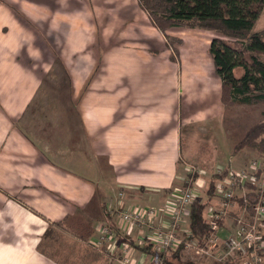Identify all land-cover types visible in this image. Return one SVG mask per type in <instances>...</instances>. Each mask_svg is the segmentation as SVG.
<instances>
[{
  "label": "crops",
  "instance_id": "0c3cea01",
  "mask_svg": "<svg viewBox=\"0 0 264 264\" xmlns=\"http://www.w3.org/2000/svg\"><path fill=\"white\" fill-rule=\"evenodd\" d=\"M11 1L16 5L0 0V35L20 29L14 37L23 46L16 50L1 45L0 158L21 163L27 175L20 178L21 185L8 189L10 196L0 199V219L14 223L35 218L33 238L24 237L30 242L40 236L46 239L49 224L61 220L63 226L77 230L76 235L57 232L86 243L82 238L89 241L108 221L119 222V209L164 205L173 189L186 185L190 174L189 166L182 164L183 172L178 170L177 153H172L183 89L174 85L171 48L139 1L61 0L67 5L69 1V6L59 10L30 0ZM33 20L51 30L49 39L45 27H39L42 34L37 39L40 46L55 47L52 60L62 63L65 74L43 92L40 85L49 68L29 67L31 59L21 43ZM173 29L168 33L172 35ZM94 44L102 46L97 71L89 61L91 54L78 53ZM48 91L54 98L47 97ZM39 93L43 95L38 97ZM162 122L170 125L168 131ZM4 167L17 173L6 162ZM197 176L201 188L207 180ZM152 222L162 225L167 219L158 216ZM137 232L132 227L126 234L136 239ZM35 243L0 246V264H67ZM137 252H131L133 264L136 259V264H147L148 255Z\"/></svg>",
  "mask_w": 264,
  "mask_h": 264
},
{
  "label": "rangeland",
  "instance_id": "374dc122",
  "mask_svg": "<svg viewBox=\"0 0 264 264\" xmlns=\"http://www.w3.org/2000/svg\"><path fill=\"white\" fill-rule=\"evenodd\" d=\"M30 1L33 4L39 3L49 8H56L57 10L69 6V1L68 5L61 0ZM2 3H7L10 6L16 5L11 0H2ZM29 26L30 33L28 35L22 33L24 40L21 43L26 45L25 53H27L28 59H31L27 63L29 67L36 70H41L40 65H42L43 69L49 68L48 74L42 78L40 85L41 92H43L53 84H58L56 83L58 81L56 78L65 76V74L62 71V63H59L57 59L52 60L55 47L53 46V48L49 45L47 47L40 46V40L37 39V35L42 34L39 28H42V26L45 27L44 32L47 34V37L51 39L52 33L47 28V24L37 25L35 24V20H33L30 21ZM173 30L172 35L182 38L181 44L173 45L177 47V54L174 56L173 52H171L173 55L172 61L174 62L172 67L173 76L177 79L174 85L181 90L183 89L181 114L174 122L176 129L173 133L175 136L174 144L176 150L174 149L172 153H177L176 164L178 170L183 172V165L186 167L194 166L197 168L198 173L208 181L210 174L215 172L219 166H229L237 171L242 169L248 170L249 166L255 162L257 168L256 170H249L251 172L248 174V178L255 177V185L259 188L264 182V155H261L256 149L250 147L243 148L237 154H232V150L234 144L240 139L246 128L264 117V103H236L233 105L221 103L219 100L220 78L215 72L212 57L208 50L210 42L207 43L208 38H212L211 34L214 35L215 33L198 28H176ZM254 30L264 31V8L256 21ZM17 31H20V29H14V31L7 29L6 31H2L7 34H5L6 36L0 35V50L4 48L1 46L2 44H7L8 47L16 50L22 48L23 45H20V42L14 37ZM47 37H45V41L49 42ZM100 46L94 44L91 48H83L78 52L80 54L86 52L91 54L89 61L95 71L99 70L101 66L102 46ZM106 48L107 46H103V49ZM65 53H69V51L65 50ZM39 57H43L45 62L42 59H39V62H37ZM5 64L8 67L7 62ZM81 69L84 70V67ZM241 73V69L235 71L236 75H240ZM61 81L65 82V85H70L67 78H61ZM47 93V97L54 98L55 94L52 92L49 93V91ZM41 95L43 94L39 93L38 97ZM42 101L49 102L47 99ZM61 122H65V119L62 118ZM162 125L167 131L169 130V124L165 126V123L162 122ZM29 134L32 137L38 136L35 133L29 132ZM10 161L11 159L0 158V199H5V197L10 196L8 189L14 186L13 184L15 183L21 185L23 181L20 178L23 179V175H27V168L25 166L21 163L12 164ZM4 162H6L7 166L17 170V173L5 171ZM257 170H259L258 175H256ZM248 189L247 186L245 189H235L234 196L230 200V207L222 220V225H219L221 227L218 231L221 236L236 234L242 222L250 219L252 208L248 207L244 199V204H241L238 200L239 197H244ZM2 190L7 192V196L3 194L4 192ZM212 204L218 205L217 197L213 199ZM33 219L36 220L35 218ZM34 220L24 218L21 222L17 221L12 223L0 219V246L6 245L8 242L18 246H28V244L32 245L36 242L35 245L40 247L46 254L52 256L54 259L67 262V264H69V261L75 264H82V262L87 264H121L119 262L122 256L121 249L117 248L111 252L107 250V243L103 240H101L99 251L89 249L86 243L71 239V237L57 232L58 230H55L53 238H42L41 240L40 236L38 241L35 239L32 242L28 241L30 239H25L24 237L28 236L33 238L32 233L35 230L36 224L31 221ZM226 224L229 225L226 226ZM71 230L73 231V229ZM94 237H97V232ZM88 243V245L92 246L91 242L88 241ZM220 251V245H216L212 250V257H197L194 261L197 263L211 264L212 260L215 259L214 257L226 260V257L222 256V252L219 255ZM141 253L144 252L139 250V253L137 252L136 255L142 256ZM185 257L188 256H182L181 260H185ZM262 261H264V252ZM136 262H138V259H136ZM140 262L142 263L141 259L139 260Z\"/></svg>",
  "mask_w": 264,
  "mask_h": 264
},
{
  "label": "trees",
  "instance_id": "16d2710c",
  "mask_svg": "<svg viewBox=\"0 0 264 264\" xmlns=\"http://www.w3.org/2000/svg\"><path fill=\"white\" fill-rule=\"evenodd\" d=\"M142 9L148 15L151 23L164 35L174 56L177 47L182 42L180 37L171 35L172 28H198L212 31L209 53L212 57L216 74L220 78L219 100L225 105L260 104L264 103V31H255L254 26L260 17L264 0H138ZM174 45V46H173ZM173 46V47H172ZM173 58V55H172ZM242 73L236 75L235 71ZM256 149L264 155V117L249 125L243 135L234 144L232 154L239 153L243 148ZM228 168L221 172H212L208 178L206 188L189 206L187 225L198 243H203L208 235L210 224L206 220L205 212L216 197L219 180L227 174ZM257 170L256 175H258ZM196 174H189L194 179ZM250 192L244 196L248 198V207L258 199L260 193L255 192V186L247 183ZM244 197L238 200L243 203ZM222 225V221H218ZM107 225L116 231L118 239L127 242L133 248L141 250L147 255L155 251L151 245H139L134 239L108 221ZM55 230H61L70 235H76L71 229L63 226L62 221H54L44 231V238H53ZM264 238V233L262 235ZM88 242L87 238H82ZM183 245L177 247L164 258L165 264H205L195 262L185 257ZM234 257L224 261L212 260L211 264H233Z\"/></svg>",
  "mask_w": 264,
  "mask_h": 264
},
{
  "label": "built area",
  "instance_id": "2783aa9c",
  "mask_svg": "<svg viewBox=\"0 0 264 264\" xmlns=\"http://www.w3.org/2000/svg\"><path fill=\"white\" fill-rule=\"evenodd\" d=\"M256 168L257 165L253 162L248 170H228L227 174L219 180L216 188L218 205L211 204L206 209L205 217L210 224V230L202 244L193 238L187 225L190 204L206 188V185L200 188L197 176L199 173L194 166H189V172L196 174V177L186 179V185L173 189L164 205L119 209V222L115 227L125 234L129 228L136 227L138 229L134 241L139 245L149 244L155 251L148 255L147 264H165V256L180 245H183L182 253L192 260L197 257H212V250L216 245H220L219 255L222 252V256L226 259L234 257V264H264L262 261L264 252V238L262 237L264 233V182L258 188L255 185V177L248 178V174L251 172L249 170H256ZM224 169L219 167L216 172H221ZM247 183H252L255 186V192L260 193L258 199L251 206V217L248 221L242 222L236 234L221 236L218 231L220 228L218 221L223 220L230 207V200L234 196L235 189H245ZM250 191L249 188L246 193ZM243 199L249 204L248 198L244 196ZM158 216L166 218L167 222L162 225H154L152 221ZM101 240L107 243L111 252L117 248L121 249L122 256L119 260L121 264L134 263L131 252L135 248L127 242L120 241L116 231L107 224L102 225L97 237L91 238L89 242L99 249ZM214 258L213 260L224 261L219 257Z\"/></svg>",
  "mask_w": 264,
  "mask_h": 264
}]
</instances>
